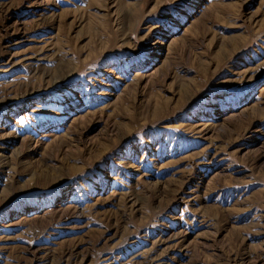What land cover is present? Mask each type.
Returning a JSON list of instances; mask_svg holds the SVG:
<instances>
[{
	"label": "rangeland",
	"instance_id": "obj_1",
	"mask_svg": "<svg viewBox=\"0 0 264 264\" xmlns=\"http://www.w3.org/2000/svg\"><path fill=\"white\" fill-rule=\"evenodd\" d=\"M0 264H264V0H0Z\"/></svg>",
	"mask_w": 264,
	"mask_h": 264
}]
</instances>
